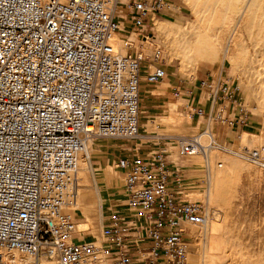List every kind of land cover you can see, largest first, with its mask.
I'll list each match as a JSON object with an SVG mask.
<instances>
[{
	"label": "built area",
	"instance_id": "1",
	"mask_svg": "<svg viewBox=\"0 0 264 264\" xmlns=\"http://www.w3.org/2000/svg\"><path fill=\"white\" fill-rule=\"evenodd\" d=\"M120 4L0 0V264H189L186 226L202 225L206 208L188 198L166 147L118 159L125 203L105 213L100 242L80 241L66 214L86 141L138 137L142 80L157 86L168 77L163 50L147 55L138 43L173 2ZM185 93L208 101V108L192 103L191 117L210 125L244 131L257 111L226 74ZM176 143L189 157L207 154L216 140L206 128ZM263 152L249 150V158L263 164Z\"/></svg>",
	"mask_w": 264,
	"mask_h": 264
},
{
	"label": "rangeland",
	"instance_id": "2",
	"mask_svg": "<svg viewBox=\"0 0 264 264\" xmlns=\"http://www.w3.org/2000/svg\"><path fill=\"white\" fill-rule=\"evenodd\" d=\"M127 1L121 0L119 6L121 10L124 9L123 3ZM171 1L174 4L172 10L152 20L150 39L147 42L138 43L147 55H151L155 48L161 47L168 77L162 84L152 86L155 98L149 100L143 97L141 100L142 114L138 137L133 139L95 137L87 143L86 153L84 152L80 158L79 169L87 186L80 204L81 207H86L84 216L86 215L90 220L89 230L79 231L78 223L84 219L80 212L75 211L73 207H68V214L77 224L78 237L81 241H97L102 234L107 210L124 207L126 198L124 177L117 167L118 159L127 156L128 150L134 148L140 149V152H150L158 147H166L171 150L176 164L182 170L188 198L205 205L206 214L209 213L212 223H223L224 230H228L227 232L236 242L240 252L238 256L244 254L240 258L241 261L243 260L242 263L264 264V160L263 164L256 163L249 158L248 154L249 150L264 148V0ZM198 7L201 8L198 9ZM230 11L234 14L233 21L227 20L231 17H228L229 13L232 14ZM208 13H211L210 16ZM207 14L210 19L206 17ZM216 15L221 16L222 20ZM117 17L121 27L124 28L125 21L119 15ZM205 21L207 22L204 26ZM211 21L215 25H212ZM171 24L174 32L168 31ZM184 32L189 40L194 38V41L203 48L222 34L223 36H220L223 37L224 42L232 43L231 50L233 49L234 56H232V62L224 61L218 56L187 57L178 54L180 46L178 50L175 48ZM205 41L208 44H205ZM234 41L239 43L236 44ZM122 52L125 53V51ZM221 74L228 75L232 81L239 84L242 99L248 106L257 108L244 131L238 129L236 133L226 125H210L207 119L191 117L193 112L191 104H197L203 96L196 94L195 99L189 98L185 89L194 86L200 79H206L209 76L218 78ZM180 81L187 84L180 85ZM162 87H169V90L160 92ZM178 88L182 91L180 97L175 96ZM202 101L206 99L203 97ZM172 117L180 120L170 123L169 119H173ZM147 122H150L148 132L145 131ZM218 127L228 128L226 132L224 131L222 140L218 137ZM206 128L211 131L216 144L207 154L181 156L176 140L179 137L200 134ZM202 141L205 144L209 143L206 137H203ZM88 160L94 167L96 180L90 174ZM211 172L216 174V179L215 176L214 179L212 178ZM95 184H97L96 190L93 188ZM222 187H225V196H216ZM199 227H188L185 235L189 242V264H209V261L217 255V250L208 245V239L212 234L211 225H206V221L204 222L203 228L207 231ZM191 230L198 232L193 233ZM241 251H243L242 254Z\"/></svg>",
	"mask_w": 264,
	"mask_h": 264
},
{
	"label": "bare ground",
	"instance_id": "3",
	"mask_svg": "<svg viewBox=\"0 0 264 264\" xmlns=\"http://www.w3.org/2000/svg\"><path fill=\"white\" fill-rule=\"evenodd\" d=\"M234 1H236V0H234ZM239 1V0H238ZM204 2H205V0H204ZM223 2V1H222ZM222 2L220 3V5L222 4ZM248 2H249V0H248ZM235 3V2H234ZM200 4H203V3H200ZM213 4V1H212V3H211V5ZM223 4H225V3H223ZM199 6H201V5H199ZM223 6H225V5H223ZM221 7V6H220ZM264 7V6H263ZM201 8V7H200ZM199 7H198V9H200ZM211 9V8H210ZM221 9V8H220ZM220 9H219V11H220ZM232 9V8H231ZM230 9V10H231ZM207 10V9H206ZM212 10V9H211ZM222 10V9H221ZM262 10V9H261ZM260 10V11H261ZM264 10V9H263ZM231 11H233V9L231 10ZM230 11V12H231ZM197 12V11H196ZM263 12V11H262ZM206 13V12H205ZM232 14H230L229 13V15H228V17L229 16H231V17H229V19H227L228 21H233V19H234V14H233V12H231ZM243 13V12H242ZM245 13V12H244ZM209 14V13H208ZM208 14L206 15V17H208L209 19H210V14H209V16H208ZM218 14V13H217ZM259 14H261V13H259ZM220 15V14H219ZM243 15V14H242ZM200 16V15H199ZM201 16H202V14H201ZM212 16V15H211ZM217 16V18L219 17H221V16H218V15H216ZM215 16V17H216ZM241 16V15H240ZM233 17V18H232ZM200 18V17H199ZM217 18H215V19H217ZM241 19V18H240ZM206 20V19H205ZM221 20H222V17H221ZM264 20V19H263ZM216 21V20H215ZM241 21V20H240ZM206 22L207 21H205V23H204V26L206 25ZM212 22V21H211ZM219 22H222V21H219ZM239 23V22H238ZM229 24V23H228ZM227 24V25H228ZM230 24H231V22H230ZM208 25V24H207ZM212 25H215L213 22H212ZM212 25H210V27L212 26ZM242 25H243V23H242ZM218 26H219V24H218ZM226 26V25H225ZM231 26V25H230ZM236 26V25H235ZM169 29H168V31L169 32H174V30L172 29V24H171V26L169 25ZM174 27V26H173ZM202 27V26H201ZM229 27V26H228ZM227 27V28H228ZM237 27V26H236ZM184 28V27H183ZM205 28V27H204ZM215 28V27H214ZM232 28V27H231ZM243 28V26L241 27V29ZM247 28V27H246ZM235 29V28H234ZM248 29H249V27H248ZM185 30V29H184ZM187 30V29H186ZM204 30V29H203ZM210 30V29H209ZM224 30H226V31H228L227 29H225L224 28ZM223 30V31H224ZM241 31V30H240ZM205 32V31H204ZM209 34H210V31L208 32ZM221 33H222V31H221ZM225 33V32H224ZM241 34H242V31H241ZM194 35L196 36V34L194 33ZM202 35H204V33L202 34ZM220 35H222V34H220ZM220 35H218L217 37V39L215 40L214 39V42H211V44L210 45H206L204 48L203 47H201L197 42H195L194 41V38L193 39H191V40H189L188 38H187V34L184 32L183 34H181V38H180V40H179V43H178V45L176 46V48H175V50H178L177 48L180 46V48H179V50H178V54H180V55H185V56H187V57H192V56H203V55H206L207 57H213V56H218V57H221V59L222 60H224V61H229V62H232V56H233V49L231 50V41H227V42H224L223 41V35L222 36H220ZM232 35H233V31H232ZM238 35H240V34H238ZM243 35V34H242ZM198 37V36H197ZM205 37V36H204ZM203 37V38H204ZM210 37V36H209ZM226 37V36H225ZM207 38V37H206ZM234 39V38H233ZM212 40V39H211ZM236 40V39H235ZM201 41H203V40H201ZM208 41V40H207ZM213 41V40H212ZM233 41V40H232ZM238 41H239V39H238ZM237 41V43H239ZM241 41V40H240ZM215 42H217V43H215ZM235 42V41H234ZM182 43H183V45H182ZM203 43V42H202ZM208 43H209V41H208ZM208 43H206V41H205V44H208ZM236 43V42H235ZM236 43V44H237ZM226 44V45H225ZM235 46V45H234ZM159 48H161V47H159ZM122 51H125V50H123L122 48H121V54H123V52ZM125 54V53H124ZM234 57V56H233ZM186 61V60H185ZM259 89H261V88H259ZM260 99H262L261 97H260ZM262 103H263V101H262ZM263 106V105H262ZM173 118V117H172ZM178 118L176 117V118H173V119H169V122L171 123V122H176V121H178V120H180V119H178ZM90 139H94V138H89L87 141H86V144H85V149H84V152H85V150H87V147H88V145H87V143L90 141ZM249 147V146H248ZM251 147V146H250ZM264 149V148H263ZM83 152V153H84ZM83 153H81V155H80V158H81V156H82V154ZM86 153V152H85ZM88 154V153H87ZM196 155H200V154H196ZM196 155H193V156H196ZM84 157V156H83ZM86 157V156H85ZM84 157V158H85ZM88 157V156H87ZM215 158V157H214ZM212 159H213V157H212ZM91 160V159H90ZM87 161V160H86ZM79 162H80V159H79ZM91 161H89L88 160V165H89V171H90V174L92 175V177L96 180V176H95V174H94V167L91 165V163H90ZM212 163V162H211ZM220 167H222V165H220ZM214 168V167H213ZM86 169V168H85ZM229 171V170H228ZM231 172V171H230ZM212 173V172H211ZM232 173V172H231ZM218 174V173H217ZM211 175V174H210ZM228 175V174H227ZM214 176H215V179H216V174H214V173H212V178L214 179ZM229 176V175H228ZM222 177V176H221ZM220 177V178H221ZM230 177V176H229ZM224 178V177H223ZM225 178H226V176H225ZM240 178V177H239ZM76 180H77V194H76V198H75V200L70 204V206L69 207H73V209L75 210V211H78V212H80V214H82L83 215V217H84V219L81 221V222H79L78 223V227H79V231H81V232H86V231H88L89 230V222H90V220H88V218H87V216L85 215L84 216V214H85V209H86V207H84V206H82L81 207V204H80V201H81V198H83V193H85V190L87 189V186H86V184H85V182H84V178H83V176H82V171L79 169V167H78V171H77V175H76ZM224 180V179H223ZM232 180V179H231ZM211 181V180H210ZM227 181V180H226ZM234 182V181H233ZM219 183V182H218ZM212 184V183H211ZM210 184V185H211ZM215 184H217V182H215ZM214 184V185H215ZM220 184V183H219ZM223 184H224V182H223ZM231 184H232V182H231ZM231 184H229L230 186H231ZM227 185H228V183H227ZM227 185H226V188H227ZM216 186V185H215ZM218 186V185H217ZM221 186V185H220ZM220 186H218V187H220ZM224 186V185H223ZM93 188H95V190H96V188H97V184H95V186L93 187ZM225 188V187H224ZM223 187L222 188H220V191H218V193H216V196H219V197H224L225 196V189H224ZM212 190V189H211ZM211 190H209V191H211ZM227 190V189H226ZM99 191V190H98ZM230 191V190H229ZM212 192H214V191H212ZM226 192H228V191H226ZM231 194V193H230ZM214 196V195H213ZM218 200L220 199V198H218V197H216ZM209 199V198H208ZM190 200H192V199H190ZM192 201H194V200H192ZM221 201H222V198H221ZM220 201V202H221ZM196 202V201H195ZM199 203H200V201H199ZM201 204H202V202H201ZM209 209V208H208ZM208 211V210H207ZM210 212V211H209ZM66 214H68V211L66 210ZM69 215V214H68ZM70 216V215H69ZM71 217V216H70ZM72 218V217H71ZM220 218V217H219ZM218 218V219H219ZM73 220V219H72ZM221 220V219H220ZM74 221V220H73ZM218 221V220H217ZM222 221V220H221ZM75 222V221H74ZM223 222V221H222ZM221 222V223H222ZM216 223V222H215ZM215 223H212V221H211V219H210V215H209V213H207V215H206V225L207 224H210L211 225V227H212V234H211V237L208 239V245H209V247H211L212 249H216L217 250V255H216V257L214 256V258H212L210 261H209V264H243L242 263V261L240 260V258L244 255H242V256H238V254L240 253L239 252V250L237 249V246H236V242L234 241V239H233V237H232V235L230 234V233H228L226 230H224V228H223V223L222 224H215ZM76 224V223H75ZM203 225H204V223H203ZM203 225H197V227L198 226H200L199 228H201L202 230L204 229L203 228ZM225 225V224H224ZM190 226H192V225H187L186 226V232H187V230H188V227H190ZM76 227H77V224H76ZM194 227H196V226H194ZM223 228V229H222ZM190 229V228H189ZM236 229H237V227H236ZM204 230H206V229H204ZM191 231H193V230H191ZM190 231V232H191ZM207 231V230H206ZM194 232H198L197 230H194L193 231V233ZM76 233L78 234V232H77V228H76ZM195 233V234H196ZM234 233V232H233ZM78 239L80 240V238L78 237ZM81 241V240H80ZM101 241V236H100V238L97 240V241H91V242H100ZM207 241V240H206ZM240 247V246H239ZM241 250V249H240ZM211 252H212V250H210ZM215 251V250H214ZM213 251V252H214ZM247 251V250H246ZM243 253V251H241V254ZM189 254H190V252H189ZM209 254H211V253H209ZM210 257H211V255H209ZM208 259V258H207ZM44 262V264H49L48 263V261H43ZM249 262V261H248ZM248 264V263H247ZM250 264V263H249Z\"/></svg>",
	"mask_w": 264,
	"mask_h": 264
},
{
	"label": "crops",
	"instance_id": "4",
	"mask_svg": "<svg viewBox=\"0 0 264 264\" xmlns=\"http://www.w3.org/2000/svg\"><path fill=\"white\" fill-rule=\"evenodd\" d=\"M169 90V87H162L159 91L160 92H167ZM144 98H148L149 100L150 99H153L155 98L156 96L153 95L152 93V85H149L147 83H145L143 80H142V83H141V93H140V98L141 100ZM203 98V97H202ZM202 98L200 100H198L199 102L197 104H201L203 107L205 108H208V104H207V101H202ZM149 127H150V122H147L145 124V131L148 132L149 131ZM218 137L222 140L224 138V131L228 128H225V127H218ZM230 130H233V131H236V133L238 132V129H231ZM226 132V131H225Z\"/></svg>",
	"mask_w": 264,
	"mask_h": 264
}]
</instances>
